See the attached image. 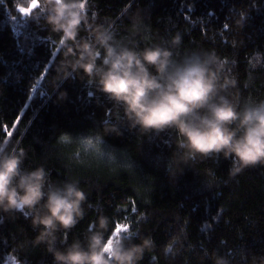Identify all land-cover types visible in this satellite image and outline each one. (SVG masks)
Instances as JSON below:
<instances>
[{"label": "trees", "instance_id": "obj_1", "mask_svg": "<svg viewBox=\"0 0 264 264\" xmlns=\"http://www.w3.org/2000/svg\"><path fill=\"white\" fill-rule=\"evenodd\" d=\"M12 4L13 0L0 4V137L26 153V168L43 164L54 182L80 180L87 193V214L67 234L69 242L82 238L97 215L104 214L113 221L112 234L126 226L152 237L154 248L141 264H211L204 253L213 251L228 256L232 264H247L243 253L264 254V168L228 178V161L195 162L170 179L168 133L143 137L123 128L122 135L105 137L106 147L127 152L125 158L131 157L134 169L83 157L75 143H58L61 132L86 135L114 113L102 95L75 76L53 92L61 59L55 43L59 37ZM90 4L87 14L95 12L96 23L110 22L118 37H127L132 18L142 16L147 40L138 38L141 46L180 33L181 51L214 50L237 79L241 99L264 98V66L252 63L257 52H264V0H90ZM243 7L250 11L241 30L236 20ZM61 92L66 98L58 100ZM34 236L23 214L0 224V264H51L42 247L28 244Z\"/></svg>", "mask_w": 264, "mask_h": 264}, {"label": "clouds", "instance_id": "obj_2", "mask_svg": "<svg viewBox=\"0 0 264 264\" xmlns=\"http://www.w3.org/2000/svg\"><path fill=\"white\" fill-rule=\"evenodd\" d=\"M12 8L59 37L55 43L61 59L53 92L75 76L102 95L114 113L86 135L61 132L58 143H75L83 157L134 169L131 157L125 158L127 152L106 147L105 137L120 136L123 128L143 137L168 133L170 179L195 162L228 161V178L264 168V98L241 99L237 79L214 50L181 51L180 33L141 46L138 38L147 40V26L139 14L132 18L128 36L118 37L110 22L96 23L97 14H87L90 0H13ZM249 11L238 9L236 24L241 30ZM252 63L264 66V52H257ZM66 95L61 92L57 99ZM10 145L0 137V224L23 214L35 232L28 244L42 247L51 264H141L153 250L152 237L138 229L113 236V221L104 214L97 215L82 238L69 242L67 234L87 214V193L80 180L54 182L43 164L26 168V153ZM204 256L211 264H232L218 251ZM242 259L264 264V254L243 253Z\"/></svg>", "mask_w": 264, "mask_h": 264}, {"label": "snow or ice", "instance_id": "obj_3", "mask_svg": "<svg viewBox=\"0 0 264 264\" xmlns=\"http://www.w3.org/2000/svg\"><path fill=\"white\" fill-rule=\"evenodd\" d=\"M121 230H123V231H127L128 228H127V227H123V228H121V227H117V228L115 229V231H116L117 233H119Z\"/></svg>", "mask_w": 264, "mask_h": 264}, {"label": "rangeland", "instance_id": "obj_4", "mask_svg": "<svg viewBox=\"0 0 264 264\" xmlns=\"http://www.w3.org/2000/svg\"><path fill=\"white\" fill-rule=\"evenodd\" d=\"M119 227L123 228V227H126V226H119ZM112 235L113 236L117 235L116 231H114ZM110 238H112V237H110Z\"/></svg>", "mask_w": 264, "mask_h": 264}]
</instances>
